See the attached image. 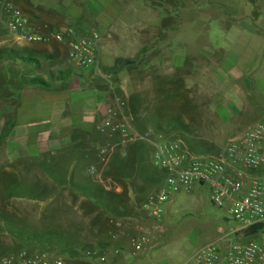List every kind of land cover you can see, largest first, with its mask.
<instances>
[{
  "label": "crops",
  "instance_id": "0c3cea01",
  "mask_svg": "<svg viewBox=\"0 0 264 264\" xmlns=\"http://www.w3.org/2000/svg\"><path fill=\"white\" fill-rule=\"evenodd\" d=\"M10 1L27 19L29 26L36 34L48 36L71 29L76 39L91 37L92 34L98 35V54L105 65L101 71L90 70L85 73L79 70L83 75L79 77L80 75H76L74 71L62 68L66 64L65 45L50 40L47 44L33 46L21 43L15 35L8 33L14 43L13 50L22 55L26 53L27 55L24 56L39 61L36 67L38 76L45 80L50 77L55 80L47 91L34 89L36 92L31 91L33 93L30 95L24 92L25 94L19 95L20 99L17 100H21V106H23L34 104L37 97L42 101L38 106L41 107L46 103L45 99L48 96H54L53 103L56 104L51 109L50 119L55 121L59 128L55 130V134L48 131L37 132L36 141L40 143L38 146L40 148V146H48V139H52L54 144L57 143L58 147H61L57 154L61 155V158L56 156L57 158L48 162L51 176L46 174L45 177L50 182L49 191L41 203L42 207L39 208L43 212L47 208L48 211L60 209L61 212L68 214L70 220L79 222L82 226V229L74 234L75 238H79L76 244L80 246V255L70 256L68 252H65L64 256L71 258L72 264H187L190 262L194 254L187 261L182 262L189 255V245L181 250L180 256L177 252L175 255L172 254L176 242L170 244V231L166 234L167 228L157 221L150 220L142 210V204L148 196L153 192L158 193L163 188L168 178L166 172L162 170L163 174L158 178L162 182L161 187L148 191L145 188L148 184L136 180L135 173H125L129 162L123 161L120 157L116 156L106 168L95 167L97 149L110 147L117 137L112 126L105 125L107 121L115 117L109 114V109L118 111L117 115H119L121 107V112L128 117L129 122L135 124L127 111V97H130V105L134 104L136 99L138 101L139 98L142 99V102H139L143 106L140 111L142 115L150 112L149 107L145 106V103H149V97L146 98L143 94L137 98L131 97L132 91L136 90L131 86L133 77L136 76L137 70L142 72L143 69L159 73L158 83L168 86L167 91L171 94L168 95L171 101L169 112L180 105L182 98L193 101L192 104L197 101L196 96H191L189 85L192 89L196 85L213 86L218 91L217 98L215 97L214 100L212 97L211 102L204 104L205 107L199 112L195 108L200 116L197 126L204 127L205 131L202 127L194 129L192 113L179 123L187 125L183 128V133L187 135L197 136L202 132L206 134L217 150L222 143L223 145L228 143L230 133L238 126V121L241 119L245 102L251 103L252 96L256 94V98L264 101V79L260 78L264 75V0ZM152 1L156 5L155 14L149 11L147 6H145L146 10L143 7ZM181 4L186 7L181 9ZM179 9L182 11L181 14ZM201 16L216 20L220 26L227 20H231L228 24L235 25L238 29L235 33L237 56H234L233 63L227 64L226 59L223 61L215 59L218 54H224V50L198 51V55L196 52H190L189 70L191 71L185 72L184 65L180 62L175 64L173 58L169 56L175 51L170 49L173 45L160 46L164 36L163 31L170 28L171 36L174 37L178 33L181 21L192 22ZM170 21H173L171 25ZM242 22L245 23L242 24ZM202 38L205 40V36ZM151 44H156L151 50V53L155 52L156 57L142 61L145 48ZM147 57L150 56L147 55ZM137 59L139 68L122 67L125 61L135 62ZM60 61H65V64H61ZM48 69L51 72L46 73ZM56 69H58L57 72L53 74L52 70ZM41 70H44L45 76L39 73ZM246 70L250 71L245 72ZM251 70H259V79L251 75ZM69 72H72L71 77L58 81L59 74L66 75ZM91 73L96 75L100 84L90 82L88 74ZM245 76H247L246 79H243ZM242 81L252 86L250 90L254 91V95L249 91L248 94L244 93L239 87ZM142 84L145 86L142 90L146 88L150 90L153 81L145 80ZM252 104L264 108V103L254 101ZM21 106L13 111V117L18 116ZM157 112L165 117L169 114L164 104L161 106V111ZM255 115L264 117V110L262 108L254 110L251 118ZM146 117L148 118L147 115ZM145 123L158 133L154 132L156 134L154 138L165 139L163 136H168L164 121L157 122L161 130L155 126L151 118ZM133 127L137 128L134 125ZM25 132L19 133L16 128L12 129L15 137ZM182 142L184 143L183 140ZM18 148L20 149L19 145ZM27 159L30 158L21 156L11 161L1 160L0 168L10 173L17 161L20 160L21 163ZM132 165L138 167V159ZM93 168H95L94 172ZM104 169L106 170L102 172ZM108 171H113L112 174L115 173L117 176ZM114 178H119V182ZM152 181L156 182L150 179L148 183ZM179 189L188 193L183 188ZM173 199L172 196L165 211H168ZM13 201L31 206L29 203L36 200L27 201L21 196ZM135 221L143 223V230H137L134 227ZM144 233L147 234V241L142 250L135 254L132 244L137 237L144 236ZM162 233L166 236V240H163L164 245L159 244L162 240L159 234ZM173 239L176 240V238ZM102 258L105 259L103 263L100 262Z\"/></svg>",
  "mask_w": 264,
  "mask_h": 264
},
{
  "label": "rangeland",
  "instance_id": "374dc122",
  "mask_svg": "<svg viewBox=\"0 0 264 264\" xmlns=\"http://www.w3.org/2000/svg\"><path fill=\"white\" fill-rule=\"evenodd\" d=\"M8 4H12L16 8L10 0H0V50L14 47V43L9 38L10 35H8L5 29V6ZM145 6L148 7L149 11L155 14L156 5L153 1L147 3V5H143L144 10H146ZM185 7L186 5L181 4L180 8L183 9ZM191 8H193V6ZM181 9L178 10L180 14L182 13ZM230 21L231 20H227L222 26H220L219 22L216 20H209L202 16L192 22L183 23V21H181V25H179L177 30L178 33H176L174 37L171 36L170 28L167 29L169 30L168 32H166L167 30L163 31L164 36L162 37L160 46L173 45V48L170 49L175 51H173L174 53H170L169 56L173 58L175 64L180 62L184 65L185 72L191 71L189 70L190 52H196L198 55V51L209 52L210 50H224V54H218L216 56V61H223L226 59L227 64L233 63L235 60L234 56H237V38L235 33L238 29L235 25H229L228 23ZM172 22L173 21L169 22L170 25ZM243 23L245 22H242V24ZM250 24L251 21L249 22V25ZM249 27L251 28V26ZM67 31L73 32L71 29ZM72 35H74V32ZM203 36H205L206 41L202 38ZM21 43L28 44L24 41H21ZM155 45L151 44L145 48L146 51L143 52L145 55L141 59L142 61H148L156 57L155 52L151 53ZM24 55L27 54L25 53ZM147 55L150 57H147ZM138 59L135 61V64L129 65V67L133 69L135 67L139 68L137 65ZM152 61H154V59ZM60 63L65 64V61H60ZM62 68L65 70L70 69L74 71L76 75H80L79 77H83L80 71L72 69L73 65L68 63L67 60ZM20 69L18 64L6 63L0 60V162L1 160L11 161L21 156L30 158L21 163L20 160L17 161V163L12 166L11 172L9 173L7 171L9 174L0 168V257L18 250L30 249L44 253L52 259L58 258L61 260L62 264L64 262L66 264H72V259L65 257L64 253L68 252L67 254L70 256L80 255V246L76 244L79 238H75L74 234L81 230L82 226L79 222L70 220L68 214L61 212L60 209L48 211L47 208L43 212V210L39 208L42 207L41 203L46 197L45 194L49 191L48 187L50 182L47 177H45L46 174L50 175L51 173L50 164H48V162L57 158L56 156H58L57 154L61 147H58L57 143L54 144L52 139H48V146H40V148H38L40 143H37L36 135L37 132L42 133L43 131L52 132L53 134L56 133L55 130L58 129L59 126H57L55 121L50 119L51 109L55 107L56 103H53L55 100L54 96L51 95L45 99L46 103L41 107L38 106L41 105L42 101L37 97L35 98L34 104L21 106V100H17L20 99L18 96L24 92L30 95L36 92L37 88L23 83L22 76L19 72ZM57 70L58 69L55 71L52 70V73H56ZM26 71L28 74L38 75L36 69H31L30 71L26 69ZM43 71L41 70L39 73L45 76ZM49 71L50 69L46 70V73ZM82 71L85 73L88 71L90 72L89 69ZM248 71L250 70H246L245 72ZM251 71V75L259 79V70ZM13 74H17V76H13ZM94 74H88V79L94 84H100ZM158 74L149 69H143L142 72L137 70L136 76L133 77L132 80L133 84H131L132 87L136 88L135 91H132L131 97L134 96L133 98H137L141 94L146 96V98L149 97V103H145V106L149 107L148 109L150 111L146 113L148 118L146 115L140 113L143 108V106L139 104V102H142L141 98H139V101L136 99L134 104L130 105V97H127L126 102L127 111H129L131 114L130 117L135 121V124L130 123L133 130L150 131L153 143L142 142L124 149L114 148L110 158V163L116 156L122 158V160L127 163L129 162V167L128 169L126 168L125 173H135L136 180H141L148 184L145 187L148 191L155 190L162 185V182H160L158 178L163 174V171L153 160L154 144L158 143V141L182 142L183 140L184 143H182L185 144L184 147L188 153L200 158L217 157L222 154L228 144L226 143L223 145L222 143L221 146L217 145L220 149L217 150L214 148L212 141L208 140L206 134L202 132L197 136L187 135L183 133V128L187 125H181L179 123L185 120L186 117L188 118L189 115L191 116L192 113V121L195 125V127L193 125L192 127H194V129L196 127L201 128L202 126H197L200 121V116L197 113L205 107L204 104H208L209 101L211 102L212 97L214 100L215 97L217 98L218 91L213 86L196 85L194 89H192V86L189 85L190 93H192L191 96H196L197 101L192 104L193 101L182 98L180 105L175 107L174 111L172 110L169 112L171 101L168 95L171 94L167 91V85L158 83ZM246 77L247 76L243 79H246ZM260 78L264 79V75L260 76ZM145 80L146 82L148 80L153 81L150 90L147 88L146 90H142L145 88L144 84H142L145 83ZM140 82L142 83L140 84ZM181 86L186 87L187 85ZM239 87L245 94H248V91L251 92L252 95L255 94L253 90H250L252 86L246 85L244 81L240 83ZM180 91H182V88H180ZM252 97L253 101H251V103L249 101L245 102V107L242 109L243 112L241 113V119L238 121V126L230 133L228 140L237 136L240 137L249 127L264 122V117H262V115L259 117L255 115V117L251 118V114H253L254 110L257 111L261 108L264 110L260 105L257 104L259 106L257 107L252 104L254 101L256 103H264V101L256 98L257 94ZM178 99H180V97ZM163 104L169 113L166 117L157 112L161 111V106ZM20 106V113L18 116L13 117V111L18 110ZM149 118L153 120L157 128L159 127L157 122L164 121L167 126V128H165V130H167L166 135H168L163 136L165 139L154 138L157 132L145 123ZM189 118L191 119V117ZM133 125L137 128H134ZM13 128H16L19 133L28 132L19 135L21 137L19 140V136L15 137L13 135ZM170 129L173 131L169 132L168 130ZM202 129L205 131L204 127H202ZM50 135L49 133V136ZM113 146H115V143L105 149L110 150ZM58 157L61 158V155ZM136 159H138V167L132 165L136 162ZM105 170L106 169L102 170V172ZM108 172L111 174L113 173V171ZM262 173L263 171H258L251 172L250 174L261 175ZM15 174H18V176H15ZM112 175L117 176L115 173ZM114 179L118 182L120 180L119 178ZM150 179L156 180V182L152 181L148 183ZM179 191H181V189L174 192V199L169 205L168 211H165L160 218L150 220L157 221L160 225L163 224V226L167 228L165 231L166 234L170 231V244L176 242L172 254L175 255L177 252L178 256H180L181 250L189 245V255L186 256L182 262L187 261L204 246L218 241V245L222 246L226 245L230 240L243 242L252 240L260 243L264 247V234L249 238H245L241 233L235 234L238 225L231 219L227 209H218L212 206L209 200V191L206 187L196 188L190 193ZM153 194L156 193L153 192ZM21 196L27 201H36L29 203L31 206L21 205V203L13 201V199H19ZM159 235H161L160 238L162 240H166V236L163 233ZM173 238H176V240ZM191 261L187 264L191 263Z\"/></svg>",
  "mask_w": 264,
  "mask_h": 264
},
{
  "label": "built area",
  "instance_id": "2783aa9c",
  "mask_svg": "<svg viewBox=\"0 0 264 264\" xmlns=\"http://www.w3.org/2000/svg\"><path fill=\"white\" fill-rule=\"evenodd\" d=\"M6 32L19 41L31 45H44L55 40L66 46L68 63L72 69L101 71L105 65L98 54L99 37L74 38L72 31H59L48 36L33 32L27 19L12 4L5 6ZM121 109V107H120ZM109 109L115 115L105 123L117 133L115 146L110 150L97 149L95 167L106 168L114 148H127L137 143L152 142L150 131L133 130L128 118L121 112ZM153 160L168 175L163 188L148 196L142 210L149 219H158L171 201L176 190L183 188L192 192L196 187H206L212 206L227 209L231 219L238 225L236 233L257 225H264V122L249 127L242 136L228 141L222 154L217 157L200 158L188 153L182 142L158 141L154 144ZM95 171V168L92 169ZM263 171L261 175L251 172ZM134 227L143 230V223L135 221ZM147 234L133 242V253L142 250ZM160 240L159 244L164 245ZM210 243L200 249L189 264H264V247L255 241L230 240L226 245ZM105 262V259H100ZM0 264H62L57 258L34 250H18L0 257Z\"/></svg>",
  "mask_w": 264,
  "mask_h": 264
},
{
  "label": "trees",
  "instance_id": "16d2710c",
  "mask_svg": "<svg viewBox=\"0 0 264 264\" xmlns=\"http://www.w3.org/2000/svg\"><path fill=\"white\" fill-rule=\"evenodd\" d=\"M0 60H3L6 63L18 64L21 67L19 71L20 74L24 75L23 77L24 79L22 78V81L25 85L26 84L29 86L32 85V87L34 88L47 91L52 87V84L55 82V80L52 77H50L48 80H45L38 75L28 74L26 69H30V70L36 69L37 65L39 64V61L34 60L28 56H24L20 52L13 50L12 48L0 50ZM133 64H135V62L125 61L122 67H127ZM13 76H17V74H13ZM71 76H72V72H69L66 75L61 73L58 76L59 77L58 81L63 78H68ZM241 234H243L245 238L264 234V225H257L251 227L249 229H246L244 232H241Z\"/></svg>",
  "mask_w": 264,
  "mask_h": 264
}]
</instances>
